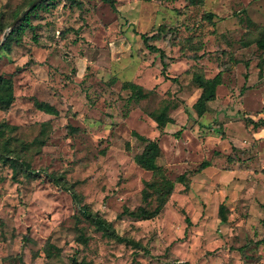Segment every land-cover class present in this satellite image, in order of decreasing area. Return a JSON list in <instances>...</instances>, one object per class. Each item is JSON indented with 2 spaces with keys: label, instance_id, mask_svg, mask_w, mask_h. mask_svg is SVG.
<instances>
[{
  "label": "rangeland",
  "instance_id": "obj_1",
  "mask_svg": "<svg viewBox=\"0 0 264 264\" xmlns=\"http://www.w3.org/2000/svg\"><path fill=\"white\" fill-rule=\"evenodd\" d=\"M79 1L40 0L20 40L7 36L10 47L0 48V73L14 82L1 105L15 96L9 112L0 105V123L29 165L14 174L0 160V264H264V50L256 42L264 0ZM28 2L0 0V44ZM161 25L174 28L172 46L151 43L170 56L167 75L177 81L142 39ZM226 63L200 117L194 73L212 78ZM128 82L149 96L130 101ZM164 113L173 122L161 131ZM134 132L161 146L148 168L135 160L147 143ZM204 161L211 165L194 175ZM157 166L173 180L189 173V188L176 183L153 219L125 216L143 205L147 182L159 183ZM69 187L142 247L82 217ZM77 226L86 243L76 240Z\"/></svg>",
  "mask_w": 264,
  "mask_h": 264
},
{
  "label": "trees",
  "instance_id": "obj_2",
  "mask_svg": "<svg viewBox=\"0 0 264 264\" xmlns=\"http://www.w3.org/2000/svg\"><path fill=\"white\" fill-rule=\"evenodd\" d=\"M28 5H31L35 0H28ZM49 1V0H45ZM106 2L110 3L113 7H115V1L114 0H105ZM202 1V0H200ZM73 2L81 6L82 3L79 0H73ZM42 3L38 4L35 8H33L30 13L22 19L18 25L10 32L8 35V40H11L13 38L16 41L20 40V37L18 35L19 32L24 27V23L27 22L28 16L35 12L39 6ZM19 14L16 13L15 17H17ZM174 32V28L168 26V25H161L157 32L152 35L142 34L143 42L145 43L147 49L150 53L159 54L161 63H162V72L163 74L169 78L167 75V72H169L172 68V64L170 63V56L166 53V51L163 48L158 47L157 45L151 43L152 41L161 40L162 38L165 39L166 43L169 46H172V42L170 38L172 37ZM8 40L4 43V45L1 48H9L10 43ZM257 45L259 49L264 50V27L261 28L260 36L256 40ZM194 60H197L200 58V56H192L191 57ZM231 67V64L226 63L223 66L220 67V72L212 77H206L204 74L196 72L193 76L194 83L202 90L201 95L194 104V108L198 111V115L201 117L204 115V113L208 109V103L215 100L217 96V88L222 83V71L229 70ZM173 81H177V77L169 78ZM14 87V82L12 76H6L4 74L0 73V105L6 101V92L9 90L12 92ZM124 88H129L132 90L131 96L129 97L130 101H139L149 96L150 92L145 91V89L134 82H128L124 84ZM15 100V96H11L10 100L7 102L5 106H2L4 111L9 112L10 108ZM38 106L45 110L48 113L51 114H57L58 110L57 108L52 105L48 104L46 102H37ZM169 122H173V119L167 115L162 114L161 117L158 120V128L161 131H164V128ZM9 128L5 122L0 123V160L4 162H8L12 169L14 170V174H17L18 171L22 167H29L28 163L22 159V154L19 150L12 148L10 149L8 147L9 145V139L5 138V132ZM134 135L138 137L140 140L147 143L145 150L139 154L136 155L135 160L136 162L143 168H148L149 166L155 164L156 160L161 156V146L157 140L149 139L145 136H142L138 134L137 132H134ZM4 142V143H3ZM3 143V144H1ZM25 165V166H24ZM211 164L209 161H204L201 164L197 166V168L193 171V174H199L201 173L205 168L209 167ZM155 173L159 177V183L154 184L147 182L145 184V187L142 192V201L143 205L139 206L135 210H130L128 208L124 209L123 213L125 216L131 217L136 220H150L155 217H157L169 201L171 195L174 192L176 183H180L185 186L186 189L189 188L190 185V174L184 173L177 177L176 180L171 179L164 171L163 168L160 166H157L154 169ZM192 175V174H191ZM66 190L70 191L76 204L78 205V210L80 212V215L84 217L87 221H89L91 224H93L98 230H101L104 235L108 237H112L114 239L120 240L122 242H128L131 245H134L136 247H142L141 244L134 239L127 238L125 236H121L118 234V232L112 227V225L106 221L103 217L100 215L92 212L91 210H88L84 205L81 204V198L79 197L78 193L73 190L72 188H67ZM156 203L154 207H152L153 203ZM220 215L221 219L224 222H227V213H226V207L224 204L220 207ZM80 219V217L78 218ZM77 237L76 240L82 243H86L88 241L87 235L85 233L84 227L77 226ZM25 240H30L28 236L25 237ZM264 242V237L261 240V243ZM49 247H52L51 245ZM49 251L51 252V248H49ZM145 252H148V250H145ZM48 257L50 256V253H47ZM72 264H80L77 260H73Z\"/></svg>",
  "mask_w": 264,
  "mask_h": 264
},
{
  "label": "water",
  "instance_id": "obj_3",
  "mask_svg": "<svg viewBox=\"0 0 264 264\" xmlns=\"http://www.w3.org/2000/svg\"><path fill=\"white\" fill-rule=\"evenodd\" d=\"M40 2V0H35L28 9H26L20 16H18L15 21L10 25V28L12 29L13 27H15V25L20 22L33 8L36 7V5ZM9 31H6L4 34V39L0 44V48L3 45L4 40L6 39V37L8 36Z\"/></svg>",
  "mask_w": 264,
  "mask_h": 264
}]
</instances>
